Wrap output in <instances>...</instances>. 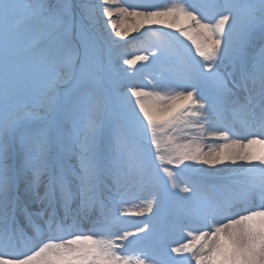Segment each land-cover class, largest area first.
Wrapping results in <instances>:
<instances>
[{
  "label": "snow or ice",
  "instance_id": "snow-or-ice-1",
  "mask_svg": "<svg viewBox=\"0 0 264 264\" xmlns=\"http://www.w3.org/2000/svg\"><path fill=\"white\" fill-rule=\"evenodd\" d=\"M0 264H264V0H0Z\"/></svg>",
  "mask_w": 264,
  "mask_h": 264
},
{
  "label": "bare ground",
  "instance_id": "bare-ground-1",
  "mask_svg": "<svg viewBox=\"0 0 264 264\" xmlns=\"http://www.w3.org/2000/svg\"><path fill=\"white\" fill-rule=\"evenodd\" d=\"M132 2H135V0H117L118 5ZM147 2L159 7H170L180 4L183 0H147ZM218 2L222 3V0H218ZM113 20L117 21L118 17L114 16ZM120 44L124 47V54L126 57L141 53L150 54L157 50L163 51L165 49L175 55H180V53L184 54L186 51L183 45L187 44V41H184L182 37H178V33L174 30L165 29L160 26H152L151 28L141 30L139 33L131 34L127 40L120 41ZM259 48L260 43L257 37L253 47L248 49L249 56L254 57L257 55ZM148 63L150 67H142V65L137 64L135 69H128V71L135 72V75L130 78L132 84L145 87L146 89H151L154 85L159 88L162 86V80L160 78L161 69L168 71L176 70L173 69L174 67L170 63L156 62L153 64L151 56ZM160 64H163L164 66H160ZM236 127L239 129L238 126ZM239 130L241 131L242 129ZM208 172H215V169L208 170ZM220 175L226 176L227 173H221ZM132 192H134V190ZM149 196L150 193H147L146 196L143 197V202L139 204V206L146 203V198Z\"/></svg>",
  "mask_w": 264,
  "mask_h": 264
},
{
  "label": "rangeland",
  "instance_id": "rangeland-1",
  "mask_svg": "<svg viewBox=\"0 0 264 264\" xmlns=\"http://www.w3.org/2000/svg\"><path fill=\"white\" fill-rule=\"evenodd\" d=\"M180 55H183V54H180ZM240 133H241V134H244V133H243V130L240 131ZM209 170H211V169H209ZM210 173L213 174V173H215V172H210ZM147 193H150V189L145 188V189H142L141 191H139L138 193L135 192V193H133V194H130V195L128 196V204H127L126 206L129 207V208H138V207H140L139 204H141V203L143 202V197H145ZM140 198H142V199H140ZM127 219L138 220V219H143V218H140V217H133V218H127ZM129 226L131 227L132 225H129ZM177 238H178V240H180L179 237H177ZM177 238H176V239H177ZM180 242H181V240H180ZM130 251L133 252V253L136 254V255L139 254V253L136 252L135 250H130Z\"/></svg>",
  "mask_w": 264,
  "mask_h": 264
}]
</instances>
